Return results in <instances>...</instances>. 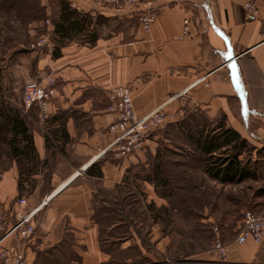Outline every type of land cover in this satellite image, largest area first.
<instances>
[{
    "label": "crops",
    "instance_id": "crops-1",
    "mask_svg": "<svg viewBox=\"0 0 264 264\" xmlns=\"http://www.w3.org/2000/svg\"><path fill=\"white\" fill-rule=\"evenodd\" d=\"M19 1L25 3L9 5ZM62 1L73 12L64 23ZM35 2L44 10L45 23L28 20L27 37L22 28L8 46L0 45V99L20 109L34 146V162L23 159L30 171L22 172L21 157L5 144L13 157L0 173V203L7 226L38 209L36 233L25 246L29 264L172 263L169 237L147 212L153 203L168 207L166 198L154 195L147 177L159 151L158 137L149 136L144 150L125 160L100 155L115 138L109 133L115 121L108 112L109 94L119 86L130 88L138 118L160 109L166 125L203 118L212 137L239 134L249 150L239 156L245 171L239 183L210 177L205 162H185L190 150L184 147L176 151L175 166L226 190L248 187L241 191L248 196L247 204L240 201L242 209L264 216V0H145L134 8L102 6L95 0ZM247 2L254 3V14L245 10ZM144 12L157 16L150 34L139 22ZM186 20L190 35L182 37ZM56 24L66 34L56 33ZM47 32L53 49L28 48ZM47 78L55 80L56 95L45 123L36 107L23 108L22 96L20 105L3 98L15 81L25 87ZM135 182L140 194L132 189ZM20 197L28 199L24 210L16 204ZM138 204L143 220L135 214ZM220 230L229 246V264H264V244L237 245ZM5 244L21 243L10 238ZM132 250L143 262L122 261L120 254ZM194 261L219 264L213 255H198Z\"/></svg>",
    "mask_w": 264,
    "mask_h": 264
},
{
    "label": "rangeland",
    "instance_id": "rangeland-1",
    "mask_svg": "<svg viewBox=\"0 0 264 264\" xmlns=\"http://www.w3.org/2000/svg\"><path fill=\"white\" fill-rule=\"evenodd\" d=\"M12 1L14 0H0V37L2 35L0 45L8 46L11 43L10 41L16 38V34H20L22 28H25L24 38L27 37L26 25L28 20H31L28 12L34 11L35 14L38 12L35 10V4L32 0H30L29 7L25 6V9L19 3L10 6L9 4ZM45 21V17L41 19V22L45 23ZM22 23L25 24V27ZM16 24L19 25L16 26ZM23 91L24 84H16L15 81L12 90L4 91L2 95L3 98L11 100L12 104L17 103L20 105ZM4 103L5 100L0 99V110ZM15 108L14 105L13 109ZM17 111L21 117L20 109ZM1 121L3 120H0V126L3 124ZM193 124L195 130H193ZM205 132L209 133L210 127L209 123L202 118L201 121L198 120L195 123L184 121L178 124L166 125L154 135L158 137L156 144L159 151L153 159L152 172L149 176L147 174V177H150L153 183L154 195L166 198L168 207H157L153 203L147 209V212L153 222L159 225L161 232L169 237L168 258L174 264H201L194 261V259H198V255L201 258L214 256L212 252L215 238L214 228H224V235L234 239L236 237L234 228L242 220L243 212L247 210L242 209L241 203L245 201L247 204V192L242 193L241 191H247L248 187L238 186L235 189L229 187L226 190L225 186L215 185L202 174L190 175L192 173L190 170L181 171L176 168L175 163L178 159L176 151L183 147L185 150H190L188 154L190 156L185 157V162L206 163L208 158L199 151L197 145L198 137ZM10 136L7 133L4 136L5 140L0 138V173L11 164L13 157V153L11 150L9 151L10 148L6 147V145H9ZM20 147H23V144H20ZM7 150L8 152L5 153ZM243 151L248 152L249 150L244 148ZM24 158L27 159V156L20 159L22 161L20 162L21 171H30L31 166H26L23 161ZM29 160L34 162V157H29ZM253 188L250 187V189ZM132 189L140 194L142 188L139 183L135 182ZM181 197H183V202L180 201ZM139 205H137L138 209L135 210V214L139 220H143V214L140 213L141 205ZM257 215L264 217L260 214ZM120 258L122 261L128 258L142 262L144 260L140 259L139 252L136 250L122 252Z\"/></svg>",
    "mask_w": 264,
    "mask_h": 264
},
{
    "label": "built area",
    "instance_id": "built-area-1",
    "mask_svg": "<svg viewBox=\"0 0 264 264\" xmlns=\"http://www.w3.org/2000/svg\"><path fill=\"white\" fill-rule=\"evenodd\" d=\"M102 6L115 7L124 6L134 8L140 6L145 0H95ZM249 14H254L256 7L254 3L247 2L244 5ZM156 14L144 12L139 16V22L146 34H150L156 22ZM49 22H47V25ZM190 21L184 22L182 37L190 35ZM52 34H42L35 41L28 44L32 51L53 49ZM56 95L55 80L52 78L28 81L24 87L22 102L25 110L36 107L39 118L46 122L51 114L52 101ZM110 106L108 112L115 115V121L109 128V133L115 136L109 147L100 152V155L111 154L115 160H125L130 156L142 152L146 141L152 134H156L166 126V116L160 109L138 118L134 113L131 90L127 86H119L110 91ZM20 210L26 209L28 199L20 197L17 200ZM38 209L25 211L15 224L7 226L3 207L0 203V264H29L25 246L36 233L34 217ZM215 238L213 240V254L219 264H229V246L223 240L219 227L214 228ZM17 238L21 243L19 247L6 246L5 241ZM253 242L256 245L264 244V217L258 216L251 210L243 212L241 223L237 229L235 243L245 245ZM174 264V263H171Z\"/></svg>",
    "mask_w": 264,
    "mask_h": 264
},
{
    "label": "trees",
    "instance_id": "trees-1",
    "mask_svg": "<svg viewBox=\"0 0 264 264\" xmlns=\"http://www.w3.org/2000/svg\"><path fill=\"white\" fill-rule=\"evenodd\" d=\"M18 3L20 6L22 5L21 7L24 9L26 8L25 6L29 7L31 4L30 0H25L23 4L20 1ZM33 3L35 4V10L38 12L37 14H35L34 11L28 12V16L31 20L41 21V19L45 17L44 10L38 6L35 0ZM61 5V19L62 23H64L71 18L73 12H70L66 8V4L63 1ZM56 33L66 34L63 25L56 24ZM55 55L56 54H54V56ZM4 106L0 110V120H3L1 121L3 124L0 126V138L5 140L4 136L7 133L11 134L8 144L13 148L14 155L17 157L27 156L29 160V157H34L33 140L28 135L29 130L26 124L21 122L17 110ZM20 136H22L21 139ZM22 142H24L23 149L20 148ZM197 145L202 154L208 158L206 161V164H208L206 172L210 177L218 180L222 184H237L241 181L242 177H245V171L240 167L241 162L239 156H241L243 149L248 146L247 142L243 140L239 134L233 131H227L221 136L212 137L209 133L205 132L198 137Z\"/></svg>",
    "mask_w": 264,
    "mask_h": 264
}]
</instances>
